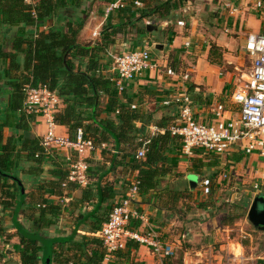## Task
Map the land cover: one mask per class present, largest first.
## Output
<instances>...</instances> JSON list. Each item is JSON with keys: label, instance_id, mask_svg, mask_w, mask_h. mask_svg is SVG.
I'll return each instance as SVG.
<instances>
[{"label": "crops", "instance_id": "0c3cea01", "mask_svg": "<svg viewBox=\"0 0 264 264\" xmlns=\"http://www.w3.org/2000/svg\"><path fill=\"white\" fill-rule=\"evenodd\" d=\"M113 1L68 0V6L59 11L58 14L53 16L52 20L41 28L44 31L57 28L65 32L67 21H82L83 29L79 35L80 42L96 44V42L100 41V32L106 21L104 11L107 5ZM127 1L125 2V7L120 11V16H123L125 19L138 18L139 11H142L146 6L147 8H154L152 5L154 4L152 2L154 0H146L144 4L141 3L142 6L140 8L136 7L135 9H132ZM166 1L164 0L160 4ZM173 1L177 7L170 14L172 15L170 18L159 22L160 26H158V29L161 35L158 37V40L152 42V44L149 43L152 39L150 33L156 31V28L150 27L151 31H149L147 29L149 23L146 20H143L145 34L134 39L137 42L134 50L147 49L150 52L155 68L145 70L140 76L125 83L123 90V92L133 99L134 108L132 110H135V106L138 107L145 118L143 122H136L135 126L139 129L143 128L144 133L150 135V137L163 134L174 120L177 119L179 114L177 104L172 103L168 106L164 103L168 100L174 101L176 97L182 95H186L189 98V108L194 120L197 122L204 124L211 123L214 119L213 109L221 104L226 106V113L224 114L226 118L237 117L236 106L232 105L231 102V95L235 92V87H238V82L242 83V80H239L236 74L231 72V68L233 70L237 69L235 67L237 66L236 52L240 51L239 53H241L243 51L247 54L244 47L247 36L250 33L264 34V0L261 10L255 7L257 0H186L185 6L181 9L179 8L180 10L178 9V5L181 4L179 0ZM0 3L3 4V0H0ZM181 5H183V2ZM179 12L183 14L180 16ZM118 13V11L112 13V23L119 22ZM180 22L183 25H179ZM18 30L17 28L0 27L1 75H4L2 74L3 65L9 62L1 55L9 53L12 39L17 35ZM35 31L34 27H29L24 32L35 34ZM115 43H118V41ZM186 43H188V46L185 45ZM212 45L218 47L221 51L222 62L220 67L212 65L208 61ZM113 47L116 49L120 48L118 45H114L111 48ZM19 59L22 60V57H19ZM109 66L110 64L104 68V70H108L109 72L108 79L112 76L111 68L110 70L108 69ZM168 69H171L175 73L174 77L168 76L166 73ZM104 70H102L103 75H105ZM248 74L245 75L246 78ZM183 75L188 76L186 81L182 79ZM1 84L4 85L5 82L2 81L0 82ZM7 100L8 97L0 93V118L5 116ZM19 117H21L20 114L16 113L13 120H18ZM25 119L29 120V117ZM159 125L166 126L160 127ZM45 131L46 127L42 119L37 118L29 125V134L27 135L30 138L35 137L40 140ZM58 132L67 135V130L64 127H58ZM12 135L17 140H21L26 134L22 130L4 128L0 144L6 145ZM178 141L180 143V150L177 154L169 155L168 164L164 166L165 169H168L169 164L171 165L172 169L170 173L163 178H158L159 185L154 190L142 196L138 195L128 206L130 210L136 211L146 217V223L132 222L130 227L132 230L140 234L152 230L156 233L162 244L170 246H174L171 242L177 241L182 233L179 230L180 223L176 218L177 203L174 202L175 197L178 196L179 199V192L185 190L189 194L196 191L200 192L204 189V181L213 184V191L221 180V176H218V174L232 170L238 157H242V159L237 163V165L241 166L237 168V172L243 170L244 167L250 168L255 173L259 169L256 156L247 157L240 151H232L227 155L216 156L211 153L207 154L202 150H195L191 156H187L182 152L181 140L179 139ZM18 149L19 147H17ZM196 153L206 157L210 156L214 160L213 162L200 161L202 163L205 162L206 165H203L204 167L201 169H197L196 167L200 163L196 159H199L198 157L201 156H195ZM65 155L67 153H54L47 160V164L42 167L43 172L39 177L17 173V179L20 180L17 184L20 189L16 193V204L9 208L8 206L7 208H3L0 205V230L2 231L0 234V264H22L21 251L24 246L33 242H38L35 243L38 250L35 264H43L46 251L45 249L42 252L40 251V238H45L46 242H54L53 248L55 250L53 251L50 264L60 263L57 262V259L62 258V255L55 258L58 254H63V257H71L74 252L70 250L67 244L70 238L74 237V241L81 242L84 236H94L91 230L96 227L93 225V221L96 219L91 218L89 221H83V219L94 215L97 212L98 204L102 205L100 209V214H102L104 208H106L105 211H110L113 205L123 202L127 197L125 189L138 177L137 171L131 166L132 157L127 158L124 162H119L122 159L123 153L116 149V147L114 148L112 144L96 148L89 157V161L92 162L88 174L90 186L100 190V187L107 182H112L114 184V198L102 204L98 199V192L90 203L80 204L81 189L85 187L80 188L72 191L69 196L70 198L64 197V203L70 200L73 201L74 205L71 206L72 208L67 211L63 208L65 206L63 205L59 218H54V212L42 218L39 209L43 208L47 210L46 205L56 204V199L43 194L39 190L38 183L52 179V161L55 160L56 166L63 167ZM224 156H228L225 158L227 162L221 160L224 159ZM232 157L235 158V161L232 160ZM256 164V168L253 169V166ZM21 166L25 169H30L29 165H25L24 163H21ZM112 166H115L116 170H109ZM208 167H211L212 170L208 173L209 177L206 179V177H203L202 170L207 172L206 169H209ZM106 171L107 173H105ZM0 174H2L1 170ZM175 174H183L182 180H180L181 183L178 185H175L172 180L175 179ZM3 175L0 179V201L3 191L8 190V186L12 183V180L8 179V175ZM95 188L94 192L96 191ZM10 190L14 189L11 188ZM69 190L67 188L66 192H69ZM259 196H264V194ZM45 203L47 204L45 205ZM225 226L227 227V224ZM21 237L27 241H22ZM59 240L66 242H57ZM60 244H64V253L57 246ZM41 245L45 248L44 244ZM133 260L134 264H175L173 257H156L144 245L140 246ZM107 261L105 260L104 264Z\"/></svg>", "mask_w": 264, "mask_h": 264}, {"label": "trees", "instance_id": "16d2710c", "mask_svg": "<svg viewBox=\"0 0 264 264\" xmlns=\"http://www.w3.org/2000/svg\"><path fill=\"white\" fill-rule=\"evenodd\" d=\"M32 1L31 4H26L24 0H3V4L0 3V27L19 29L17 35L12 39L9 53L1 55L9 62L2 67L4 75L0 74V82H5L4 85H0V93L8 97L5 116L0 118V142L4 128L22 130L26 134L21 140H17L12 135L6 145L0 144V170L2 171L0 179L4 176L3 174H6L8 179L12 180L8 186L9 189L2 193L0 205L3 208H7V206L9 208L16 204V193L20 189L17 184L20 182L17 179V173L39 177L43 172L42 167L54 154L44 152L40 145L41 138L39 140V138H30L27 135L29 134V125L36 118L29 117V120H26L25 118L28 116L22 112L25 85L46 86L56 93L62 103V108L55 114L54 121L58 127H64L67 130V135L71 140H74L77 130L81 129L84 138L91 140L96 148L112 144L114 148L116 147L122 152L123 156L119 162H124L127 158L132 157L131 166L138 173L135 180L140 183L138 195L142 196L154 190L159 185L157 179L165 177L172 169L170 164L168 169H165L164 166L168 164V156L177 154L180 150L179 138L172 136L168 129L163 134L150 137L144 133L143 128H137L135 123L145 120L141 109L135 106V110H132L133 99L125 92L119 95L114 84L102 74V70L108 63L107 60L111 54L108 50L115 45L117 35L125 31L126 26L135 29L139 37L143 36L145 34L144 26L139 31V28L136 27L137 23L143 20L151 24L163 22L172 16L170 14L176 9V3L173 0H167L154 8L146 6L144 8L146 11L144 9L139 11V17L134 19H125L120 16L121 10H116L119 12V22L112 23V14L105 18L106 21L100 32V41L92 44L81 43L79 40L80 32L83 29L82 21H67L65 32L57 28L48 31L41 28L59 11L68 6V0ZM133 1L135 0H128L127 3L132 9H135ZM137 1L142 4L146 2V0ZM29 27L35 28V34L24 32ZM152 28L155 29L156 26L152 25ZM136 45L137 42L133 43L132 51H135ZM19 57H22V60ZM208 61L212 65L221 66L222 56L218 47L214 45L210 47ZM102 97L106 99L105 103L101 102ZM16 113H19L21 117L14 121ZM159 126L165 127L166 125ZM144 141L149 142L146 146L145 158L138 160L136 153ZM17 147H19L18 150ZM89 160L87 159V164L90 168L92 162ZM63 162V167H60L56 166L55 160H53L51 163L53 166L52 179L38 183L39 190L43 194L56 199V204L47 206L48 204L45 203L47 210L39 209L42 218L45 215L53 214V212L54 218H59L63 205L67 211L74 205L72 200L64 203V197L68 198L72 191L84 188L67 183L69 168L67 162ZM21 163L29 165L30 169L23 168ZM109 170L114 171L116 167L112 166ZM88 179V185L81 189L80 204L90 203L98 192L97 196L102 204L114 198L112 182H107L100 187V190L94 187L96 190L94 192V188L90 186L89 176ZM134 181L125 189V193L129 191ZM212 185L210 182L208 183L209 187ZM11 188L14 190H10ZM67 188L70 189L69 192H66ZM177 200L178 196L175 197L174 202L177 203ZM116 205H113L110 211H105L106 208H104L100 214L102 205L98 204L97 212L83 219V221H89L91 218L96 219L93 221V225L96 227L91 230L94 236H84L81 242L74 241V237L70 238L67 244L74 254L71 257H63V254H58L55 258H58L59 255H62V258L57 259V262H60L59 264L69 262L104 264L106 252L99 238V232ZM1 232L0 230V234ZM21 239L27 241L23 237ZM35 243L24 246L20 254L22 264H35L38 257ZM57 246L64 253V244ZM140 246L133 241L127 242L125 248L114 253L106 264L129 262L134 264L133 259Z\"/></svg>", "mask_w": 264, "mask_h": 264}, {"label": "built area", "instance_id": "2783aa9c", "mask_svg": "<svg viewBox=\"0 0 264 264\" xmlns=\"http://www.w3.org/2000/svg\"><path fill=\"white\" fill-rule=\"evenodd\" d=\"M31 4L32 0H24ZM126 0H114L109 3L104 11L107 18L116 10L125 7ZM133 5L137 8L141 2L135 0ZM255 7L263 8V0H257ZM183 25V23H179ZM97 37V35H96ZM188 46V43L185 44ZM245 51L251 59L250 71L246 79L231 95L232 105L236 106L237 117L226 118V106L217 105L213 109L214 119L209 124L194 120L189 108L190 100L186 95L176 97L174 101H166L165 105L172 103L179 107L177 119L169 126L168 132L178 137L182 143L184 155L191 156L195 150H202L207 154L223 156L232 151H240L247 157L256 156L258 163L257 177L252 186L255 196L264 194V34L250 33L245 42ZM110 82L114 84L119 94L124 90L125 83L140 76L145 70L155 68L147 49H139L120 55H111ZM168 76L174 77L175 73L168 69ZM182 79L186 81L187 75ZM24 104L22 112L28 117L42 119L46 131L41 137L40 145L47 154L63 152L68 164L67 183L79 187L88 185L89 167L87 159L96 147L91 140L83 136L81 129L77 130L74 140L68 135L58 132L54 121L55 114L62 108V103L55 92L46 86L25 85ZM132 108H134L132 106ZM142 147L136 153V159L145 158L148 141L142 142ZM139 181L135 180L127 192L126 199L117 204L110 213L107 221L102 225L99 238L106 252L105 260L125 248L129 241L148 247L156 257H173L172 246L164 245L152 230L140 234L132 230V222L146 223V217L129 209V204L138 196ZM204 189H208V182H203ZM239 245V244H238ZM236 258V257H235ZM242 260L244 257H238ZM74 264V263H67Z\"/></svg>", "mask_w": 264, "mask_h": 264}, {"label": "rangeland", "instance_id": "374dc122", "mask_svg": "<svg viewBox=\"0 0 264 264\" xmlns=\"http://www.w3.org/2000/svg\"><path fill=\"white\" fill-rule=\"evenodd\" d=\"M162 1L164 0H154L152 5L154 7L158 6ZM179 2L181 4L183 2V5L179 4L178 7V9H181L185 6L186 0H179ZM182 14L179 12L180 16ZM172 23L174 24V22ZM148 25L150 27L152 25L157 26L156 31L150 33L152 39L149 43L152 44L161 35L158 29L160 23H149ZM136 27L139 28V31L143 29V21L138 22ZM124 30L116 37L118 43H115V45L120 46V48L116 49L113 47L108 50L111 54L108 57V63L104 67L110 64L109 70L112 65L111 55L116 56L132 51L130 48L135 42L134 39L139 38V34L136 33L135 29L134 31L126 26ZM239 52H236L237 66H235L238 70L231 68V72L236 74L238 79L243 82V79H246L245 75L250 71L251 65L248 55L243 51ZM104 72L108 78V70H104ZM241 84V82H238V86ZM105 101L106 99L102 97L101 102L105 103ZM196 155L201 156L198 157L200 160L196 159L200 163L197 165V169H201L204 167L203 165H206L205 162L202 163L200 161L213 162L214 160L210 156L206 157L199 153H196ZM227 157L224 156V159L221 160L227 162L225 160ZM191 159L189 160L190 163ZM241 159L242 157L237 158L232 170L218 174V176H221V180L213 191L210 186L208 189L191 194L186 190L179 192L176 218L180 223L179 230L182 233L177 241L171 242L174 245L172 248L174 251L173 262L175 264H264V233L256 230L247 220L248 210L255 197L252 186L257 175L255 171H251L248 167H244L243 170L237 172V168L241 167L237 163ZM232 160L235 161V158L232 157ZM256 166L257 164L253 166V169ZM206 170L207 172L202 170V173L203 177L208 179V173L212 169L210 167ZM182 177L183 174H175V179H172L175 185L181 183ZM226 224H229V226L226 227ZM43 243H46L45 238H40L39 248L41 252L45 249L41 245ZM238 257H244V259L240 260Z\"/></svg>", "mask_w": 264, "mask_h": 264}, {"label": "water", "instance_id": "95a60500", "mask_svg": "<svg viewBox=\"0 0 264 264\" xmlns=\"http://www.w3.org/2000/svg\"><path fill=\"white\" fill-rule=\"evenodd\" d=\"M151 31L150 26L147 27ZM23 194V191H22ZM248 222L258 231L264 233V196H255L252 200L251 206L247 213ZM57 242H66V241H57ZM45 245V255L43 259V264L51 263L52 255V246L54 242L43 243Z\"/></svg>", "mask_w": 264, "mask_h": 264}]
</instances>
